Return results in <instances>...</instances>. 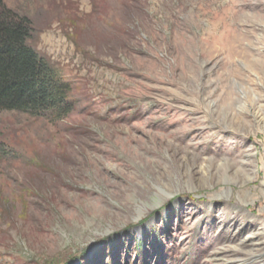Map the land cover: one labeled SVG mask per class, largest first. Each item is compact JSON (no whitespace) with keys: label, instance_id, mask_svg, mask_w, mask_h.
I'll list each match as a JSON object with an SVG mask.
<instances>
[{"label":"rangeland","instance_id":"374dc122","mask_svg":"<svg viewBox=\"0 0 264 264\" xmlns=\"http://www.w3.org/2000/svg\"><path fill=\"white\" fill-rule=\"evenodd\" d=\"M3 1L75 109L0 108V264H264V0Z\"/></svg>","mask_w":264,"mask_h":264},{"label":"trees","instance_id":"16d2710c","mask_svg":"<svg viewBox=\"0 0 264 264\" xmlns=\"http://www.w3.org/2000/svg\"><path fill=\"white\" fill-rule=\"evenodd\" d=\"M31 22L0 0V108L65 119L75 109L72 86L30 46Z\"/></svg>","mask_w":264,"mask_h":264},{"label":"bare ground","instance_id":"6f19581e","mask_svg":"<svg viewBox=\"0 0 264 264\" xmlns=\"http://www.w3.org/2000/svg\"><path fill=\"white\" fill-rule=\"evenodd\" d=\"M239 228V227H238ZM253 238H255V237H253Z\"/></svg>","mask_w":264,"mask_h":264}]
</instances>
